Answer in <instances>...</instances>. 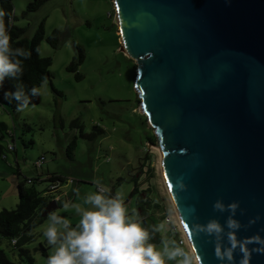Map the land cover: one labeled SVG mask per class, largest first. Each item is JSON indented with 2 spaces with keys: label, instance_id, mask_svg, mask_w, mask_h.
<instances>
[{
  "label": "water",
  "instance_id": "obj_1",
  "mask_svg": "<svg viewBox=\"0 0 264 264\" xmlns=\"http://www.w3.org/2000/svg\"><path fill=\"white\" fill-rule=\"evenodd\" d=\"M113 1L184 235L201 264H240L239 246L233 261L215 255L230 247L231 214L213 205L239 202L237 241L264 240V0ZM181 180L184 190L175 187ZM56 208L48 203L42 216ZM212 220L218 236L192 231ZM261 247L244 243L248 264H264Z\"/></svg>",
  "mask_w": 264,
  "mask_h": 264
},
{
  "label": "rangeland",
  "instance_id": "obj_2",
  "mask_svg": "<svg viewBox=\"0 0 264 264\" xmlns=\"http://www.w3.org/2000/svg\"><path fill=\"white\" fill-rule=\"evenodd\" d=\"M30 1L12 0L14 23L24 27L25 36L30 38L43 21L45 35L58 29L60 43L53 48L46 40L41 42L40 55L52 60V77L42 89L39 102L23 112H10L0 105V122L14 131L16 146V151L5 152L6 159L0 158V210L16 206L17 182L41 172L66 177L62 192L72 185L70 193L60 195L62 202L77 200V194L73 195L76 187L82 202L84 196L96 190L94 181L100 180L106 188L114 186L115 192L122 190L126 206L136 209L138 195H131L134 184L130 176L137 171L139 158L146 149L155 155L151 163L155 185L151 196L157 203L170 205L160 165L158 136L141 111L140 95L135 87L139 61L122 49L114 1L44 0L35 10L27 11ZM77 44L84 54L77 66V72L82 75L79 79L67 70L77 56ZM50 82L60 94L52 90ZM80 131L84 135H95L84 138ZM150 134L156 136L154 144L146 141ZM74 138L75 147L69 157L67 147ZM9 141L11 138L6 135L0 139V144L6 146ZM39 156L45 159L41 167L36 168L34 162ZM119 177L123 180L117 184ZM46 185L42 182L36 186L41 189ZM55 210L63 212L62 206ZM158 213H152L155 224L162 222ZM67 216L74 226L78 217L70 213ZM46 220L33 229V241L26 245L36 264H46L49 254L41 231ZM166 231L168 235L169 230ZM39 243L47 247V256L34 250ZM0 247L12 261L27 264L19 261L6 240H1Z\"/></svg>",
  "mask_w": 264,
  "mask_h": 264
},
{
  "label": "clouds",
  "instance_id": "obj_3",
  "mask_svg": "<svg viewBox=\"0 0 264 264\" xmlns=\"http://www.w3.org/2000/svg\"><path fill=\"white\" fill-rule=\"evenodd\" d=\"M5 12L0 10V87L6 79L16 81L15 91L5 93L11 100L17 102L16 110L23 112L31 103V97L41 96L42 89L47 86V78L41 81L39 87L33 86L30 94L25 90L20 78L24 73V61L31 57V52L21 48L12 47V37L9 27L13 21L9 17L5 23ZM95 191H90L86 196L79 197L76 201L62 203L63 212L70 213L78 220L73 226L69 216L61 215L59 211H50L45 225L42 226V239L46 240L49 248L46 264H201V258L195 255V249H186L181 242L175 239H165L167 235L165 222L144 226L137 209H129L125 204V194L117 189L113 195L104 187L100 180L94 181ZM179 190L185 189L184 182L178 181ZM168 190H173V185H168ZM239 202L225 206L220 201L213 205L214 210L228 211L226 227L229 229L227 239L230 247H215V255L220 260L233 261V252L239 246L244 252L240 264H248V253L244 243L255 242L264 246V240L259 235L253 239L238 242L236 232L241 225L232 219ZM255 223V220L250 221ZM185 229L188 225L181 220ZM195 235L205 233L208 236L219 235L223 228L215 220L206 226L194 224L191 226ZM157 234L161 235L160 244L154 243ZM264 251V247H261Z\"/></svg>",
  "mask_w": 264,
  "mask_h": 264
},
{
  "label": "trees",
  "instance_id": "obj_4",
  "mask_svg": "<svg viewBox=\"0 0 264 264\" xmlns=\"http://www.w3.org/2000/svg\"><path fill=\"white\" fill-rule=\"evenodd\" d=\"M43 1L44 0H31L27 5V11L35 10ZM0 10H3L6 14V25L9 17L13 21L12 26L8 29L12 37V47H21L31 52V57L24 61L25 70L20 78V82L23 83L25 90L30 94V89L33 86L39 87L44 78H47V81L51 80L52 74L50 66L52 60L49 56L40 55V45L43 40H46L53 48H57L60 43V32L58 29H53L52 32L46 36L42 21L38 25L34 34L28 38L25 36V28L14 23L15 16L13 15L12 0H0ZM76 47L77 56L69 63L67 70L74 72L75 77L79 79L82 75L77 72V66L82 62L84 54L80 45L77 44ZM14 83H16V81L6 79L3 87H0V105L10 112L16 111L17 102L15 100H11L10 96L6 97L5 93L7 92L10 94L15 91L13 87ZM50 86L53 91L60 94L51 82ZM38 102L39 97H31L30 105ZM6 135L11 138V141L7 142L6 146L0 144V158L2 159H6V151H16V146L14 131L8 128L5 122L1 121L0 139H3ZM94 135L95 133L84 135V133L80 131V136L84 138H92ZM155 138L156 136L154 134H150L147 136L146 141L154 144L156 141ZM29 142H32V140ZM23 143L26 146L24 140ZM9 144L12 145L11 149L8 148ZM74 147L75 138L67 147V154L69 157L72 156V150ZM154 157V153L148 152L147 149L144 150L142 156L139 158L141 161L139 162L137 171L130 176L131 182L134 184L131 195H138L136 209L143 222H145V219H149L152 224H155L152 220V213L154 215L156 214V211L158 213L160 209V203L155 202L151 196V193L154 192L155 188L153 173L154 167L151 165L154 161ZM66 179V177L58 173H47L46 175L37 174L35 177H25L23 181L17 182L18 201L16 206L10 209L2 208L0 210V242L1 240H6L8 244L12 246L13 254L16 253L19 261L27 264H36L30 248L26 247V245L33 241V229L43 220L47 219L48 214L46 216H42L45 206L54 200L57 202V208L62 206L63 202L61 201L60 195L63 192L61 187L66 182ZM121 180H123L122 177L117 178V184ZM42 182H46L47 185L38 189L36 185ZM143 185H145L146 188H143ZM51 186L54 187L51 188ZM109 189L114 195V186ZM60 214L65 216L68 215L66 212H60ZM159 217L162 218L160 214ZM34 250H39L42 255L47 256V247L41 243L35 246ZM0 264L18 263L12 261L7 256L4 249L0 247Z\"/></svg>",
  "mask_w": 264,
  "mask_h": 264
},
{
  "label": "built area",
  "instance_id": "obj_5",
  "mask_svg": "<svg viewBox=\"0 0 264 264\" xmlns=\"http://www.w3.org/2000/svg\"><path fill=\"white\" fill-rule=\"evenodd\" d=\"M8 148L11 149L12 145L9 144ZM44 161V156H40L38 159L35 160V166L36 167H41L42 163ZM54 186H51V188H53ZM109 189V188H107ZM110 190V189H109ZM169 195V194H168ZM57 198V197H56ZM170 198V205L172 206V208L170 207V205H162L160 204V209H161V215H162V221L165 222V224L168 226L172 236L174 237L175 240H177L178 242L182 243V246H184L186 249H191L185 235L184 232L181 228V225L179 223L172 199L169 195ZM14 242V240H13Z\"/></svg>",
  "mask_w": 264,
  "mask_h": 264
},
{
  "label": "crops",
  "instance_id": "obj_6",
  "mask_svg": "<svg viewBox=\"0 0 264 264\" xmlns=\"http://www.w3.org/2000/svg\"><path fill=\"white\" fill-rule=\"evenodd\" d=\"M6 158H7V157H6ZM44 159H45V157H44ZM48 173H54V172H48ZM40 174H43V173L41 172ZM108 188H109V187H108ZM67 189H69V188H67ZM67 189L64 190L63 193H65V194H66V193H67V194L70 193V191L72 190V185L70 186V189H69V190H67ZM77 192H78V189H77V187H76V188L73 190V195L76 196ZM71 201H72V200H71ZM71 201H70V202H71ZM160 215H161V214H160ZM161 217H162V215H161ZM143 223H144V226H145V224H146V227H147V226H150V225H153L149 219H145V222H143ZM167 229L169 230L168 226H167ZM167 229H166V230H167ZM165 238H166V239H167V238L174 239V237L172 236L170 230H169V234L166 235ZM160 240H161V236H160L159 234H157L153 242L156 243L157 245H159V244H160Z\"/></svg>",
  "mask_w": 264,
  "mask_h": 264
},
{
  "label": "bare ground",
  "instance_id": "obj_7",
  "mask_svg": "<svg viewBox=\"0 0 264 264\" xmlns=\"http://www.w3.org/2000/svg\"><path fill=\"white\" fill-rule=\"evenodd\" d=\"M122 49L124 50V52H126V50L124 49V47L122 46ZM127 53V52H126ZM128 54V53H127ZM160 165H161V168H162V159H161V154H160Z\"/></svg>",
  "mask_w": 264,
  "mask_h": 264
}]
</instances>
